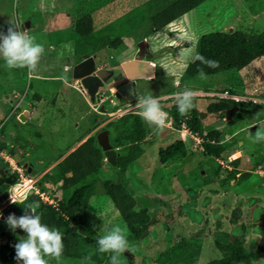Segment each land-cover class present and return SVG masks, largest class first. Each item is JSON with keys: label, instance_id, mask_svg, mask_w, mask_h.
I'll return each instance as SVG.
<instances>
[{"label": "rangeland", "instance_id": "obj_1", "mask_svg": "<svg viewBox=\"0 0 264 264\" xmlns=\"http://www.w3.org/2000/svg\"><path fill=\"white\" fill-rule=\"evenodd\" d=\"M147 1L149 0H0V32L7 34L12 24L19 25V30L33 38L45 50L34 72L41 71V78L28 77L26 68H13L8 69L10 73H0V136L7 137L9 141L14 139L16 133L11 137L8 131L16 124L18 140L28 143L26 152L32 157L25 156V152H17V148L15 153L31 160L39 173H43L90 132L99 143L100 134L106 131L112 149L118 151L120 147H117V141L112 140L115 134L105 129V126L121 115L139 112L135 107L138 96L167 95L172 97L173 104L176 103V93L191 89L195 92V107L187 115H183L184 118L190 119L195 111L205 112L202 124L206 128L203 126L202 130L222 128L226 138L233 137L227 143V151L218 159H205L197 141L177 129L176 125L174 132L168 127L161 131L154 126L149 127L145 122L149 133L141 144L145 150L144 155L130 165L124 174L117 167L111 166L104 156L98 175L100 181L98 180L86 205L79 210V225L85 228L83 234L92 230V237L94 234L104 235V229L112 226L125 228L131 250L123 254L121 264L219 262L223 255L214 245V234L231 233L230 218L238 221L234 225L245 226L244 234L241 235L238 228L235 233L246 241V248L258 251V245L264 246V211L259 215V210L264 209V158L261 164H256L258 157L253 152L263 147L264 141L253 143V140L257 132L264 133V108L261 107L264 106V56L242 70L205 75L203 79L199 74L188 75L186 68L195 60L200 37L206 33L263 32L264 0H206L169 25L166 30L159 31L151 21L159 9L155 4L148 6ZM87 15L94 20V36L89 42L74 30L77 22ZM22 25L26 26V30H22ZM118 39L121 40L119 45H110ZM143 39L150 42L154 53V78H142L136 80V84L129 82L118 87L123 96H112L116 103L114 105L110 100L106 102L107 113H100V109L91 107L84 99L85 94L82 93L78 80L73 78V67L84 56L93 55L96 56L98 68L119 66L135 56L138 44ZM0 60L4 59L0 57ZM0 62L1 66L6 64L5 60ZM226 89L261 107L251 112L252 119L250 116L242 123L231 126L229 130L225 129V121L219 114L208 112V105L216 101L209 94L221 93ZM9 90L18 92L20 97L28 93L27 102L35 101L33 94L41 93L43 100L40 106L46 111L42 114L43 121L40 125L35 121L27 125L21 121L13 122V104L3 97ZM118 109H121L120 112ZM112 113L115 115L112 116ZM255 122L258 123L257 129L250 134L248 129ZM170 132L173 135L168 141H163ZM178 140L183 143L186 155L162 165L159 149ZM238 141L243 142L241 148L237 147ZM102 151L104 154L103 148ZM238 152L242 155L238 171H250L251 176L242 182L235 179L229 185L227 181L216 177V168L232 166L231 161L239 156ZM203 159L204 166L207 164L212 168V172H206L204 177L198 165ZM105 179L124 183L128 194L135 199V210L140 213L141 210L147 211L142 215L147 218L144 225H138L133 231L127 227L103 189ZM55 189L52 185L50 191L54 192ZM212 190H217L218 194L214 196ZM14 206L16 216L24 214L17 209L18 204ZM257 206L260 209L255 214L259 219L254 218ZM258 220L261 225L255 226L254 223ZM0 225L5 224L1 221ZM20 237L15 238L10 229L7 237H0V246L9 241L18 242ZM259 259L264 261V252L259 253ZM49 264L99 263L61 258L59 262L51 259Z\"/></svg>", "mask_w": 264, "mask_h": 264}, {"label": "trees", "instance_id": "obj_2", "mask_svg": "<svg viewBox=\"0 0 264 264\" xmlns=\"http://www.w3.org/2000/svg\"><path fill=\"white\" fill-rule=\"evenodd\" d=\"M206 0H149L148 6L158 7V12L152 16V24L156 30H166L172 23L181 19L184 15L196 9ZM151 8V7H150ZM94 20L90 15L85 16L77 22L75 32L87 42L91 41L94 33ZM121 40H116L111 43V46H117ZM89 44V43H88ZM81 43L79 47H81ZM78 47V46H77ZM197 54L204 56L207 59L217 61L219 67L211 68L202 64L199 60H194L188 64L186 73L191 76H196L202 69L205 75H214L223 72L242 70L249 66L252 62L264 56V31L260 33L244 32V31H217L209 32L200 37ZM1 63V62H0ZM4 71L0 64V73ZM231 104H239L230 100H220L208 105V112L210 113H224L225 109ZM174 120L176 126H181L184 116L178 111L177 105L174 104L168 110ZM249 114V110L244 108L239 119H244ZM199 114L195 111L193 116L187 120L188 126L194 132H200L201 122ZM105 129H109L113 136V141H117V167L122 174H124L130 165L144 155L145 150L141 144L148 136V130L145 121L139 114L130 113L125 114L117 120H112L106 124ZM221 132L209 133V136H219ZM19 136L16 135L13 139V146L7 145L5 141L0 138V153L9 151L14 155L16 147L20 142ZM226 145V144H225ZM225 145L206 146V157H221ZM186 149L181 141H175L165 147L159 149V160L162 165L169 160L179 159L186 155ZM256 164H261L264 158V146L255 151ZM104 154L98 140L94 135L89 136L88 139L81 144L76 150L71 152L62 161H60L52 170L45 173L42 177V187L46 183H52L56 186L53 196L59 201V209H55L50 205L44 204L36 195L29 196L23 201V204H18L17 209L25 212L24 206L29 204L38 205L36 214L41 216V222L48 225L50 228L58 229L63 234L64 252L61 258H70L75 260L95 261L99 264H106L109 261L110 254L99 253L97 250V239L101 236L94 234L89 230L87 234L80 232L79 225V210L84 207L95 190L96 185L100 181L98 177L102 164L104 163ZM241 160L236 159L232 162L234 170L220 171V174H226L230 177H225L228 181L231 179H238V181H246L251 174L248 172L240 173L238 167ZM113 166V165H111ZM240 173V176L237 175ZM40 174V173H38ZM37 174V175H38ZM97 175V176H96ZM96 176V178H95ZM93 177V178H91ZM99 180V181H98ZM17 181L15 174L8 175L7 182L14 184ZM45 183V184H44ZM103 189L107 196L111 199L115 210L124 220L130 230H134L138 225H144L147 218L142 215L146 214V210H141L142 214L135 210L136 202L127 192L124 183H116L111 179L103 181ZM260 206L254 209V218L259 219L255 214ZM264 209L259 210L260 212ZM30 213V210H29ZM1 222V220H0ZM232 224L238 223L234 218L231 219ZM255 226L259 224V220L255 221ZM220 226V225H218ZM244 234L245 226L243 224L237 227ZM259 230L260 228H256ZM8 231L6 226L0 225V237H7ZM241 236H235L224 232H216L215 242L223 255L221 261H213L212 264H253L259 259V253L264 252V246L258 245L256 250L249 251L245 244L246 241L240 239ZM16 240L9 241L5 245L0 246V264H14L15 259L14 245ZM91 257L90 260L86 259ZM258 264H264V261H259Z\"/></svg>", "mask_w": 264, "mask_h": 264}, {"label": "clouds", "instance_id": "obj_3", "mask_svg": "<svg viewBox=\"0 0 264 264\" xmlns=\"http://www.w3.org/2000/svg\"><path fill=\"white\" fill-rule=\"evenodd\" d=\"M10 24L12 23L10 22ZM12 25V27L8 28L7 34L0 32V40H2L0 42V57L5 60L9 69L27 68L30 73H34L45 50L42 45L35 43L33 38L28 37L23 31L19 30V25ZM195 59L207 67H219L217 61L207 59L202 55L197 54ZM199 75L200 78H205L202 69ZM176 97V105L181 115H187L195 107L194 101L196 97L193 90L185 89L176 93ZM135 107L149 127L154 126L159 130H163L166 127L168 114L163 111L157 98L152 95L138 96ZM11 113L14 114V111H11ZM262 141H264V133L257 132L253 143ZM1 153H7L12 158L16 154L11 155L9 151ZM1 153L0 160H3ZM6 166L8 168L7 164ZM10 200L13 203L10 206L14 207V212L16 210L14 204H23V200L17 201L12 196H10ZM37 207L38 205L29 204L24 206L25 212L23 215L18 217L16 214H10L6 219V223L13 232L16 229H20L27 234V238L21 236L14 245L15 259L18 264L19 262H22V264H49L51 259L59 262L63 255V234L58 229L50 228L41 222V216L36 214ZM29 210L31 214H29ZM96 244L99 253L110 254L109 264H121L123 254L131 250L127 239V230L118 225L104 229V235L97 239ZM86 259L90 260L91 257Z\"/></svg>", "mask_w": 264, "mask_h": 264}, {"label": "water", "instance_id": "obj_4", "mask_svg": "<svg viewBox=\"0 0 264 264\" xmlns=\"http://www.w3.org/2000/svg\"><path fill=\"white\" fill-rule=\"evenodd\" d=\"M30 24V22H27ZM22 30H26V26L22 25ZM153 53L151 51L150 42L143 39L139 42L137 47V53L134 56V59L127 60L119 66L112 67H97L96 65V56L91 57L84 56L83 60L76 64L72 69L73 78L78 80V85L80 86L82 93L85 94V97L91 107L97 109L103 106H100L101 98L100 93L102 91H108L109 88H112L118 83L124 82L125 80H135L142 78H154L156 65L153 62ZM104 109V108H103ZM236 107L231 111L227 112V119L231 120L232 114L235 113ZM23 118V117H22ZM233 121H229V124H233ZM173 133L166 135L163 141H168L170 136ZM99 143L104 150V156L109 164L116 166L117 164V152L112 149L109 138L106 131H103L99 136ZM4 140V138H1ZM240 157V153H237ZM14 158L18 165L26 169L30 174L35 175L38 173V170L35 169L34 164L29 162L25 158H22L20 154H15ZM9 170L6 166V163L3 160H0V206L4 209L0 219L6 222L7 217L10 214H15L13 206H5L6 200L8 197V188L10 184L7 182ZM6 230L9 231L10 228L6 223ZM84 227L80 226V232H84ZM15 238L23 236L27 238V234L20 229H16L13 232Z\"/></svg>", "mask_w": 264, "mask_h": 264}, {"label": "flooded vegetation", "instance_id": "obj_5", "mask_svg": "<svg viewBox=\"0 0 264 264\" xmlns=\"http://www.w3.org/2000/svg\"><path fill=\"white\" fill-rule=\"evenodd\" d=\"M153 53V52H152ZM154 54V53H153ZM153 57H154V55H153ZM155 58V57H154ZM132 59H134V56H133V58H131V59H129V60H132ZM83 60V59H82ZM81 60V61H82ZM154 60V59H153ZM112 66H114V65H112ZM112 66H105V67H112ZM136 80H138V79H135V80H129V79H127V80H125L124 82H121V83H118V84H116L115 86H113L112 88H109V90L108 91H102L101 93H100V98H101V105L103 106V108H102V110H106V113L108 112V109H107V107H106V102L108 101V100H110V103H112L113 105L114 104H116L115 103V101L112 99V96H116V97H121L122 98V94L120 93V91H119V89H118V87H120V86H123L124 85V83H129V82H133L134 84H136L135 82H136ZM112 89H115V91L114 92H112ZM110 95H111V97H110ZM235 95H237V94H235ZM204 96H205V94H204ZM209 96L211 97V95L209 94ZM237 96H239V98H241L242 100H239V101H235V100H230V101H234V102H237V103H239V104H231L228 108H226L225 109V111H224V113H215V114H219V116L222 118V120L223 121H225V129H227V130H229V128L231 127V126H233V125H237V124H239V123H242L244 120H246L247 118H250V116H251V119L253 118L252 117V113L251 112H253V110H255V109H261V107H263L264 108V106H261V107H257L255 104H256V102H253V101H251V100H249V99H245L243 96H241V95H237ZM208 97V96H207ZM155 98H157L158 100H159V102H160V104H161V106H162V108H163V111H165L167 114H168V116L170 117V118H173L172 117V115H171V113L169 114L166 110H169V109H171V107L174 105V104H176V103H171V98L172 97H168L167 95H165V96H158V97H155ZM213 98H215V97H213ZM216 99V103H217V101H220V100H224V99H219V98H215ZM226 100V99H225ZM254 103V104H253ZM100 105V106H101ZM168 105H170L169 107H168ZM236 107V111H235V113H233L232 114V117H231V120H228L227 119V112L228 111H231L232 109H234ZM246 107V109H248L249 110V114H248V116L247 117H245L244 119H239V117H240V115L242 114V112H243V110H244V108ZM99 109H101V107H99L98 108V110ZM99 112L100 113H105V112H103V111H101V110H99ZM133 113H135V114H139V112H133ZM198 114H199V118H200V122H201V128L204 126L202 123H203V117H204V115H205V112H197ZM251 113V114H250ZM140 115V114H139ZM123 115H121L120 117H122ZM141 116V115H140ZM119 117V118H120ZM229 121H233L234 123L233 124H229ZM263 122V120H261V123ZM260 123V122H259ZM257 125H258V123L257 122H255V124L254 125H252V126H250V128L248 129V132L251 134V133H253L257 128ZM205 127V126H204ZM203 127V128H204ZM202 128V129H203ZM206 128V127H205ZM162 131V130H161ZM212 132H221V135H219V136H209V133H212ZM159 133L160 132H158V135H159ZM171 133V132H170ZM199 135L201 136V144H200V151H203V156H204V158L205 159H208L209 157H206V146L207 145H213L214 147H216L217 145H225L226 147L224 148V152L223 153H225L226 151H227V149H228V147H227V143H230L231 142V139L233 138V137H229V138H226L225 137V135H224V130H222V128L221 129H215V130H208V131H205V130H201L200 132H199ZM4 136H0V138H3ZM12 140H13V138H12ZM163 140V139H162ZM13 141H11V142H9V143H7V145H9V146H13V143H12ZM243 142L242 141H238L237 142V147L238 146H240L239 148H241L242 147V144ZM259 148H257L255 151H257ZM241 151V150H240ZM17 152H20V149L18 148V151ZM117 152V151H116ZM23 153V152H22ZM235 152H233V154H234ZM238 153H240V152H238ZM254 154H255V152H253ZM17 154V153H16ZM118 154V153H117ZM24 155H27V153H24ZM29 155V154H28ZM236 155V154H235ZM242 155H241V153H240V157H241ZM239 157V158H240ZM212 158H216V157H212ZM239 158H237V159H239ZM210 159V158H209ZM218 159V158H217ZM27 160V159H26ZM234 160H236V158L234 157ZM234 160H232L231 162H233ZM29 162H31V160H28ZM111 165V164H110ZM198 165H199V168H200V171H201V175H203V177H204V174L206 173V172H212V168H210V167H208L207 166V164L204 166V159L203 160H201V161H199V163H198ZM223 168H225V169H227L228 171H231V170H234L235 168H234V166L232 165V166H219V167H217L216 169L218 170V171H216L215 172V175H216V177H219V179H225V177H230L229 175H228V173H226V174H220V171L222 172V171H224L225 169H223ZM226 171V170H225ZM244 171H242V172H240V173H243ZM245 172H248V173H250L251 174V172L250 171H245ZM218 173V174H217ZM240 173L237 175V177L238 176H240ZM227 177V178H228ZM232 181H235V179H231V178H229L228 179V181H227V183L230 185L231 184V182ZM213 191V193H214V196L215 195H217L218 194V191L217 190H212ZM5 206H10V205H5ZM3 208L1 207V211H0V213H3ZM215 217L217 218L218 216H216L215 215ZM231 219L232 218H230V224H231V233H229V234H231L232 235V238L235 236V232H236V225H234V224H232V222H231ZM1 220V219H0ZM1 221H3L4 222V224L6 225V222L4 221V220H1ZM215 236H216V233L214 234V245L216 246V248H217V250H219V248H218V246H217V244H216V242H215ZM219 252H221L220 250H219ZM131 256H133V255H131ZM261 261H262V259H260ZM259 263V261H256L255 262V264H258ZM132 264H134V262L132 263Z\"/></svg>", "mask_w": 264, "mask_h": 264}, {"label": "built area", "instance_id": "obj_6", "mask_svg": "<svg viewBox=\"0 0 264 264\" xmlns=\"http://www.w3.org/2000/svg\"><path fill=\"white\" fill-rule=\"evenodd\" d=\"M211 97L226 99V100H242L239 96L233 94L230 90L226 89L221 93H211ZM121 109H118L120 112ZM109 114V113H108ZM115 115L114 113L111 114ZM187 118H184L181 126H176L177 129H181L183 132L187 133L192 139H194L196 144L199 146L201 144V136L199 132H194L187 124ZM166 127H168L171 131L175 128V123L173 118H170L167 115ZM176 129V128H175ZM178 132V130H176ZM174 132V131H173ZM1 157L8 165L9 175L15 174L17 176V181L14 184H10L8 188V197L6 201V205H12L10 200V196H12L17 201L26 200L31 195L38 196L41 201L46 204L54 207L55 209H59V201L53 196V192L50 191L51 186L45 184L47 189L42 187V176L41 175H32L28 173L26 169L22 166H19L14 158H12L7 153H1Z\"/></svg>", "mask_w": 264, "mask_h": 264}, {"label": "crops", "instance_id": "obj_7", "mask_svg": "<svg viewBox=\"0 0 264 264\" xmlns=\"http://www.w3.org/2000/svg\"><path fill=\"white\" fill-rule=\"evenodd\" d=\"M0 61H4V60H0ZM2 67L5 69L4 71H8L10 73V71L8 70L9 68L6 66V64L4 66H2ZM40 73H42V72L41 71H37L36 73H30L29 70L27 69L28 77H31V78H41L40 76H42V74H40ZM52 78L53 79H59V80L62 79L60 77H52ZM13 91H14V89H13ZM58 94L60 95L61 93L58 92ZM33 95H34L35 101L32 100V101L27 102L26 101V97H28V93L26 95L20 97L19 94H18V92H12V90H9V91H6L3 94V97L7 101H11V103L13 104L12 110L14 111L13 116H15L14 117L15 120L13 121L14 123H17V122L19 123V121H21V122H23V124L27 125L28 123H32L33 121H35V122H37L38 125L41 124V122L43 121L42 120V114H43L44 111H46L43 108H41V106H40V102L43 100V96L41 95L40 92H38L36 94H33ZM84 99H86V97ZM86 101H87V99H86ZM15 125L16 124H14V126L12 128H10L9 131H8V133L11 135V137L15 133H16V135H18L17 133H19V131H17V128L15 127ZM16 135H15V137H16ZM91 135H92L91 132L88 133V134H86V135H84L83 138H81L79 140V142L77 143V145H75L73 148L69 149L67 151V153L61 155L59 159H57L52 165H50V168H48L43 173H40L41 176H43L48 171L52 170L60 161H62L66 156H68L71 152H73L78 146H80L81 144H83L88 139V137L91 136ZM3 138H4V141L6 143H9V142L12 141V140L11 141L7 140V137H3ZM18 144L19 145H18L17 148H19L21 152L27 153V155H25V156L32 157V155L30 156V153L29 152H26V149H27V146H28L27 144L28 143H26L24 141L23 142L20 141ZM47 185H50V186L53 185V186H55L52 183H47ZM0 211H1V207H0Z\"/></svg>", "mask_w": 264, "mask_h": 264}]
</instances>
